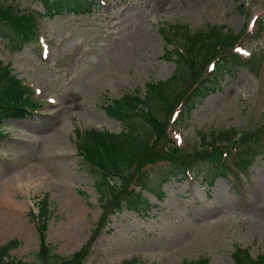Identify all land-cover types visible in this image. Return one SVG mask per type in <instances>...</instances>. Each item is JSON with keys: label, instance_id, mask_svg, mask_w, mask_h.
Instances as JSON below:
<instances>
[{"label": "rangeland", "instance_id": "1", "mask_svg": "<svg viewBox=\"0 0 264 264\" xmlns=\"http://www.w3.org/2000/svg\"><path fill=\"white\" fill-rule=\"evenodd\" d=\"M9 1L27 11L45 12L41 29L51 42L50 58L43 60L41 43L20 47L0 31V60L11 65L17 78L42 88L34 95L39 110L24 119L0 122V197L10 182L21 186L14 197L21 203V213L8 216L19 230L0 236L1 244L19 242L10 258L25 264L47 263L38 256L44 201L51 211L47 232L51 257L59 254L69 260L80 253L84 264L135 260L134 264H184L200 259L236 264L234 254L240 249H248L254 259L264 256L263 155L240 180L220 175L210 183L206 180L215 171L207 162H198L194 177L179 174L163 183L164 197L157 190L144 191L153 205L147 216L124 209L108 217L106 212L114 211L116 204L107 201L104 209L76 136L77 128L120 132L123 122L105 107L138 89L145 95L146 83L173 75L177 64L166 56L172 47L165 42L167 29L163 30L171 23H187L193 30L224 25L240 40L235 50L240 46L244 58L254 54L243 60L245 65L234 77H227L222 91L172 123L171 138L181 147L179 152L195 151L204 135L212 137L217 131L241 135L257 129L264 123V0H99L92 12L80 15L70 10V4L50 0L51 16L44 0ZM50 97L56 103H50ZM260 135L264 141V131ZM171 167V162L162 160L149 163L143 180L155 188ZM34 175L43 177L42 184L22 187ZM128 185L126 191L131 190ZM134 188L141 190L139 185ZM67 190L82 207V215L69 208ZM71 228L80 239L74 235L71 240L67 234ZM57 261L52 258L49 264Z\"/></svg>", "mask_w": 264, "mask_h": 264}, {"label": "trees", "instance_id": "2", "mask_svg": "<svg viewBox=\"0 0 264 264\" xmlns=\"http://www.w3.org/2000/svg\"><path fill=\"white\" fill-rule=\"evenodd\" d=\"M45 3L49 9H52L50 0H45ZM62 3H65L68 7L70 4V9L77 14L90 11L93 4L92 0H71L69 3L67 0H62ZM12 11V7L0 6V31L9 41H13L21 47L35 34V22L29 15L11 13ZM174 28L176 33L185 37L190 58L188 60L184 59L175 49L167 51L166 56L174 59L177 63V69L169 79L149 82L147 84V94L142 98L139 95H127L124 99L114 101L108 107L112 115L121 119L125 115L126 110L135 109L138 104L144 103L151 108L148 113L142 110V114L146 115L148 123L144 124L136 120L137 114L134 112L133 115L128 116L121 132H106L103 134L93 130L89 133L90 140L93 143H82V149L86 153L85 159L89 163L87 172L95 178V187L105 209L108 208L107 201L113 200L116 204L117 197L125 192L121 189L119 182L117 184L111 183L113 177L108 176L106 172L107 167L102 160V147L113 169L125 180H132L136 172L141 170L145 164L155 163L158 160H166L173 163L171 172L165 174L163 182L159 184L160 191L163 183L169 181L172 177L184 174V167L192 165L188 161L190 159H206L205 161L210 163L211 168L215 171L212 179L206 178L210 181L224 171L222 168L224 165H222L221 161L223 151H219L218 147L211 152L203 150L186 154L174 148L166 136L168 121L163 120L161 114L171 111L172 104L178 96L182 98L186 96L187 105L190 108H194L211 93L222 89L223 80L228 75L233 76L239 65L237 56L231 52H229L230 57L223 56L218 61L216 70L210 79L199 81L197 86L196 84L201 74L203 59L208 55H215L220 49L227 50L230 48L234 41V34L228 32L229 30L224 25H209L206 29L197 31H193L187 24H180ZM5 79L14 80V83L9 84L6 82L2 85ZM189 82L191 83L184 91V86ZM24 94L25 90L19 81H15L9 66L0 63V122L4 118H23L27 115L26 107L34 106V104L29 99L24 98ZM9 96H11V100L8 103L6 98ZM263 131L264 123L257 129L243 132L241 135L232 131H221L216 136H212V138L210 135L203 136L202 140L204 145H215L217 141L222 139L232 140V149H235L234 156L237 159L236 165L239 170L246 172L249 165L253 162V156L264 154V143L260 135ZM237 135L240 136L238 137ZM157 143L161 144V146L166 143L171 149L165 151L159 148ZM111 184L116 185L110 187ZM113 191L116 193L113 194ZM160 194L163 195L164 193L161 191ZM123 198L128 202L130 209L134 211L142 212L143 207L144 209L149 207L148 200L144 198L141 192L131 191L125 195L123 194ZM48 211L44 201L39 217L41 222L39 225L41 249L38 252V256L47 260L46 264H49V260L52 258L58 260L57 264H82L79 258L80 253L74 254L69 260L63 259L59 254L51 257L50 248L45 243ZM143 213L148 212L144 211ZM18 244V240H12L4 245L0 244V264H25L20 260L15 261L10 258L9 251L17 247ZM234 259L236 264H264V256L254 259L250 256L249 251L245 249L235 252ZM206 263V260L200 259L192 264ZM184 264L189 263L185 262Z\"/></svg>", "mask_w": 264, "mask_h": 264}, {"label": "bare ground", "instance_id": "3", "mask_svg": "<svg viewBox=\"0 0 264 264\" xmlns=\"http://www.w3.org/2000/svg\"><path fill=\"white\" fill-rule=\"evenodd\" d=\"M135 112V109H129L125 111V115L123 118H121V121L123 124L127 122L128 116L133 115ZM126 120H125V119ZM60 174V172H58ZM63 176H68L65 172H63ZM43 177L42 176H31V178L25 182V184L22 187H31L33 184H42ZM20 185L15 184L14 182H10L2 196L0 197V206L2 207L3 214L0 216V236L1 237H9L14 235L15 230H19L18 227L14 226L15 225V219H11L9 217H14V216H19L20 212V207L21 203L17 202L14 200V197L16 196V193H18L20 189ZM65 188H66V183H65ZM68 189V187L66 188ZM67 199H68V206L71 209V211L75 212L76 215L81 214L82 215V207L77 203V201L74 198V195L72 192H69L67 190ZM73 196V197H71ZM9 216V217H8ZM80 217V216H79ZM83 220L81 221L80 225H83ZM19 224V222L17 221ZM23 233H25L23 229ZM67 234L71 235V240L74 239V235L78 238V232L76 229L72 228L67 231ZM80 239V238H78Z\"/></svg>", "mask_w": 264, "mask_h": 264}]
</instances>
